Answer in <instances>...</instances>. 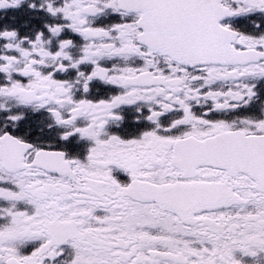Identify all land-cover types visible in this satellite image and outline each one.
<instances>
[{"label":"snow or ice","instance_id":"1","mask_svg":"<svg viewBox=\"0 0 264 264\" xmlns=\"http://www.w3.org/2000/svg\"><path fill=\"white\" fill-rule=\"evenodd\" d=\"M0 264H264V0H0Z\"/></svg>","mask_w":264,"mask_h":264}]
</instances>
